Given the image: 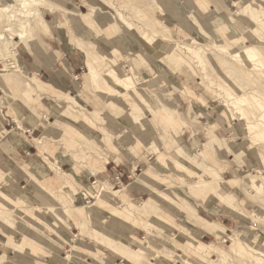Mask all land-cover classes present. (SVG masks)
I'll use <instances>...</instances> for the list:
<instances>
[{
    "label": "rangeland",
    "instance_id": "rangeland-1",
    "mask_svg": "<svg viewBox=\"0 0 264 264\" xmlns=\"http://www.w3.org/2000/svg\"><path fill=\"white\" fill-rule=\"evenodd\" d=\"M88 1L89 5L87 4L88 6L85 7L84 3ZM92 1L84 0L75 4L73 8H69V10L78 11L80 9L82 11V14L77 17L71 18V16L67 17L63 13L57 12L55 17L53 15L45 16L44 14V19L47 23L55 22L57 27L63 29H60L63 34V47L69 35V42L75 48L73 50L70 47L67 48L71 51L81 50V46H88L93 40L85 36L81 30L74 29L71 26L72 20L84 22L86 27L88 25L89 31L108 40L110 54L113 57L110 67L119 65L129 73L130 80L120 79V85H122V82L123 84L130 83L133 85L130 90L123 87L119 98L116 99L114 95L105 98L95 92L90 86L88 87V83H86L87 69L82 62L75 73L76 78L70 76L63 69L59 71V73L67 74L68 81L65 83L58 82L54 77L49 79L46 74H44V78L37 76L40 79L36 77L31 79L42 93L46 92L44 96H39V99L35 96L36 100L30 101V107L35 108L39 114L37 118L31 115L30 109L21 100L22 92H28L33 83L28 79H24L22 76L23 72L17 66L19 53L9 54L5 49L0 51V89L3 94L8 95L9 91L7 88H10L9 96L10 99L12 98L10 106H3L0 109V177L3 176L1 181L4 182L9 179L8 181L14 187L20 188V186L25 185L28 180L32 179L35 181V185L37 184L44 188L45 193H41L38 190H32L29 193L25 191V200L31 205L38 206H44L48 202V208L52 212L49 215L43 209L33 211L32 207L26 205L28 203L18 202L10 196H6L11 201L9 202L8 200V205H4L0 201V264H35L36 262V264H120V262L123 264H175L170 258V255L174 253H183L197 264H264V257L259 260L261 262L254 261L252 258H249V260L247 257H238L235 255L234 247H231L230 242H222L221 239L214 237L211 233V231H215L221 233L220 236L223 238L229 235L236 239L239 233L250 234L255 232L257 237L264 240V190L262 186L250 190L248 179L250 175L255 174L253 172L255 167L260 166L264 169V153L260 150V147L253 146L252 154H250L248 149L250 143L247 138L248 133L244 120L238 119L235 114L236 120L224 119L223 116L226 110L223 108L222 103L218 101L221 98L210 95V93L213 95L218 92V87L213 82L215 80H217L216 83L222 82L218 80L219 75L231 77L241 86L247 87L245 82L232 70V66L227 62L226 58L222 57L221 54L223 53L219 47L215 46L216 44L225 43H229L233 47L235 45L230 44L227 35L223 33L221 25L220 27L213 26L205 19L204 15L206 13L201 15L194 14L197 8L195 5L190 7L187 0H169L176 13V19L161 12L156 6L155 0H142L140 3L134 0L129 2V6L137 5L146 15L144 21L135 22L136 28L168 27L172 29L173 37L176 40L180 38L182 40L199 39L202 44L208 41L213 45L212 50L200 52L201 55L203 54L204 66L198 63L192 53L182 47L179 48V54L177 55L183 60L180 67L183 74L187 75L188 83L191 85L187 89L180 85V83H185L184 76L179 75L177 72L172 75L162 70L163 68L156 69L152 63L153 58L150 57L154 52L153 48L143 43L135 32L129 31L125 35L122 30L116 31L115 29L114 31L112 26H110L111 23L104 24L101 22L104 25H100L95 19L93 20L94 22H90L89 17L92 16L89 10L90 6L96 7ZM190 1L194 2L195 0ZM204 1L207 5V11H214L223 18L228 15L225 5H229L234 10L236 7L232 6V4H240L242 2V0H221L218 4L216 2L207 4V0ZM55 2L60 5L59 1ZM247 2L256 9L259 8L260 3L264 6V0H247ZM7 3H10V0H0V5ZM80 4H83V7H79ZM61 7L64 8L63 6ZM40 10L42 11V9ZM99 10L101 14H107L109 8L103 7L99 8ZM192 14L195 15L194 23L200 27L198 33L190 30L184 22L183 25L180 24L181 18L184 16L189 18ZM97 17L101 19L100 15ZM3 22L5 21L2 19L0 21V29L3 28ZM251 24L256 33L264 37L263 25L257 27L252 21ZM242 40L245 44H248L246 34ZM202 44L196 46L191 44V48H202ZM10 46L13 49L15 48V46ZM3 47L4 45L0 41V48ZM41 48L42 44L40 41L36 52H39ZM81 56L83 61L84 55L81 54ZM24 68L26 71H30L28 66H24ZM163 76H166L167 80L163 79ZM224 76H222V79ZM52 79L64 88L70 87L72 80H74V86L71 87V92L67 90V94L54 91L57 96H62L63 99L57 97V100H53L55 98L47 95L49 90L52 91V87L43 85L44 83L48 84L46 80L50 81ZM140 86L152 93L154 97L160 96L157 98L160 108L163 109L165 107L167 112L169 111L173 119H175L170 125L171 128L167 127L166 129V126L153 114V111L141 99L137 98L135 89ZM52 92L50 94H53ZM199 93L206 99L208 111L213 112L214 118L217 117L206 132V138L199 134V131L190 133L194 127L193 124L188 123L191 120L189 118L190 108L196 110L194 105H199L198 102L200 101L197 99ZM3 94L0 92V101L5 97ZM178 94H182L187 100L175 104L173 97H178ZM66 96L71 97L70 100ZM108 98L111 100L116 99L117 102H109L107 101ZM47 100L50 102L47 103ZM223 100L226 101L225 96H223ZM107 102L110 105H107ZM66 110L81 112L89 116L92 115L90 114L91 111L96 110L98 112L97 115L91 116L93 120L96 119V122H94V125L90 123L84 124L81 119L66 113ZM197 114L203 115L201 110ZM137 115L145 116L140 123H138L139 119L136 121L135 117ZM16 120L20 121V127L17 126L19 123ZM208 123L206 119H201L202 125L206 126ZM217 126L224 129H220L215 136L210 130ZM78 127L82 128L78 130ZM62 133H67V136L73 141L80 139L87 141V146H90V140H94L108 160L103 172L91 175L90 166L86 164L75 175V181L69 173L72 161L67 148L61 140ZM231 133L238 136V140L233 139V136L230 135ZM24 135H27L28 138H25ZM176 136H178V139H176ZM36 138L37 140L42 139V144L45 143L49 150L45 146L39 149ZM110 142L115 144L117 150L112 149L113 147L109 145ZM140 143L142 147L139 145ZM180 145L185 146L186 149L184 151L193 161L202 166V168L200 167L202 169L201 173H193L192 176H182L166 169L164 163L167 162L179 161L186 163L184 162L185 158L174 153V150ZM242 158L249 160L246 166H243ZM34 161L36 163H33ZM217 162L222 166L228 165V169L220 171L221 168ZM51 163L54 165H51ZM56 165L63 169L64 173L58 170L57 174ZM19 168L25 169L28 174L24 173L21 176ZM38 171L41 173H38ZM145 172L150 175V179L144 182L142 175ZM211 175H214L217 179V185H220V188L223 187V194L220 195L218 191L209 192L208 194L213 200H211L210 196L204 195V197H201V195H195V191H197L194 186L196 181L199 179L207 182L210 180ZM44 178H49L48 182L44 183ZM119 179L121 180L120 183ZM62 185H65V188ZM69 185L72 189L68 187ZM123 186H126L125 192L132 198L131 200L136 201L138 204H142L143 201L151 202L149 203L150 205L142 204L139 210L130 209L128 206L129 199L122 192L116 191ZM149 193L153 195V198L150 197ZM103 196L117 199L118 203L116 206L120 212L113 211L108 206V200ZM197 198L204 201L203 205L207 209L216 214L221 213L220 217L210 216L206 219L208 223H205L194 216L192 213L195 209L190 204L198 203ZM208 201L212 202L211 206L206 204ZM215 202L218 204H215ZM99 204L100 206L102 205L105 211L116 213L115 216H127L126 225L123 227L124 230L114 223L103 221V215L98 212ZM92 205L98 206L97 209H94L98 216L94 218L92 215L90 218L85 219L83 213ZM220 205L225 208L226 212L223 211L224 208L222 209ZM180 209L187 210V213L181 212ZM124 210H127V212L125 213ZM121 212L124 214H121ZM190 216L191 218H189ZM163 222L173 226L171 231L167 228L162 229ZM61 225L64 227L63 229L67 236L61 234ZM245 226L251 227L252 230L249 232ZM78 227L81 228L77 229ZM83 230H88L93 235H86L87 233ZM120 230L132 234L137 239L132 240L126 246L129 245L128 247L130 248L143 244L147 249L149 248L155 254H158L154 258L155 260H150L151 257H148V253L142 250L139 251L140 249L136 250V253L138 255L142 253L143 256L141 258L147 260L146 263L128 254L123 249L124 244H122L121 238L117 235V233H121ZM179 230L183 232L181 236ZM50 232H54L55 235ZM60 236L66 237L64 248L59 253L62 257L58 255L54 258L51 253L46 251L45 245L47 246V244L45 239L51 238L55 240L54 242H60L64 239V237ZM106 236L111 238L113 242L116 236V242L122 245L121 248L115 249V251L120 250L116 255L108 254L107 258L103 254L107 252L100 249L108 246V244L97 241V239L105 241ZM82 239L85 240L83 242L85 245L90 244L95 250L99 251L95 254L80 253L81 245L79 244ZM189 243H194V246L197 245L196 243L208 246V254H201V248H198L199 251H195L194 249L198 246L194 248L189 246ZM166 248L170 249V251ZM17 249L18 251H16ZM19 250H21L20 253ZM3 252L5 253L3 254ZM155 254L151 256L154 257ZM69 255H73L76 260L69 258ZM16 256H24V259L17 260ZM182 262L183 264H189L185 261Z\"/></svg>",
    "mask_w": 264,
    "mask_h": 264
},
{
    "label": "bare ground",
    "instance_id": "bare-ground-1",
    "mask_svg": "<svg viewBox=\"0 0 264 264\" xmlns=\"http://www.w3.org/2000/svg\"><path fill=\"white\" fill-rule=\"evenodd\" d=\"M187 1H188V5L190 7H192L193 5L196 6L197 9L194 11V14H200L201 15L203 13H206L204 15V17L208 22L213 24V26H219V27H220V25L222 26L223 33L225 35H227V37L230 41V44L235 45V47L229 45V43H225V44H221V45L216 44L215 46L219 47V49L223 53V54H221L222 57L226 58L227 62H229L230 65L232 66L231 67L232 70H234L237 73V75L240 77V79H242L247 86V87L241 86L239 83H237L231 77L229 78V77H226L224 75H221V76L219 75L218 80L219 81L221 80L222 82L216 83L217 80H215V82H213L214 84L217 85L218 92H216L213 95H212V93H210L208 91H205V92L210 93V95L213 97H218V98L220 97L221 98V99H218V101H220V103H222L223 108L226 110V113H224V116H223L224 119L236 120V118L234 116V114H235V115H237L238 119L244 120L245 128H246L247 133H248V137L247 136L246 137L248 138V141L250 143L248 145V149H249L250 154H252L251 150H252L253 146L260 147V150L264 153V37L257 34L255 29L251 27V25H252L251 21H252L254 24H256L257 27L263 25V28H264V6L262 5V3H260L259 8L256 9L255 7H252V5L247 2V0H242V2L240 4H237V3L232 4V6L236 7V9H234V10L232 8H230L229 5L228 6L225 5L227 7L225 9L227 10L228 15H227V17L223 18L214 11H207V5H206V2L204 0H195L194 2H191L190 0H187ZM44 2H45L44 0H12V1L10 0V3L0 5V21L2 19L5 21V22H3L4 23L3 28L0 29V41L2 42V45H4L3 48H0V51L5 49L7 51V53H9V54H18L20 52V50L23 49L26 46V44L32 40V38L35 36V33H36L38 21L42 20L40 18V14H39V10H40L39 7L44 5ZM93 2H94L93 4L96 5V7L90 6L89 10L92 13V16L89 17L90 22H94L93 20L95 19L98 21V24H100V25L111 23L110 26H112V29L114 31H115V29H116V31L122 30L123 31L122 33L125 35L129 31L135 32L137 37L143 43L147 44L150 48H153L154 52L150 57L153 58L152 63L156 67V69L158 70V69L163 68L162 70H164L167 73H170L172 75H174L177 72V73H179V75L184 76L185 77V83H180V85L181 86L183 85L185 88L189 89V86H191V85H189V83H188L187 75L183 74L182 69L180 67V64H181V62H183V60L181 59L180 56L177 55V54H179L178 50L180 47L186 49V51H188L189 53H192L195 56V58L197 59V61L200 65L204 66L205 62H204V59L202 56L203 54L201 55L200 52L203 50H209V49L213 48L212 47L213 45L211 43H209L208 41H205L202 44L199 39L182 40L181 38L180 39L178 38L179 40H176L173 37L174 35L172 34V31H171L172 29L168 28V27H162V28L158 27V28H149V29H144V28L138 29V28H136L135 22L136 21L137 22L144 21L146 19V15L141 9H139V7L137 5H134L133 7L128 5V3L132 2V0H94ZM155 4L158 7V9H160L161 12H164L165 14L169 15L171 18L176 19V13H175L174 8H173V6L169 0H155ZM103 7L109 8L107 14H101L100 13L99 8H103ZM224 13H226V12H224ZM98 15H100L101 19L99 17H97ZM192 18H193V20H192ZM163 20H164V18H163ZM181 20L182 21L180 22V24L183 25V22H184L186 24V26L190 28V30H193L194 32H197V33L199 32L200 27L196 23H194L195 15L192 14V16L189 18L184 16L183 18H181ZM67 21H68V19H67ZM72 22L73 23L71 24V26L74 29L81 30L85 36H88V38L93 39L88 44V46H81V51H82V53L84 55V59H85V67L87 69L86 83H88V87L90 86V88H92L95 92H98L99 95H102L105 98H107V96H113L114 95L116 97V99L119 98L121 90L123 87L125 89L130 90L133 86L130 83L123 84V82H122V85H120V79L130 80L128 71L124 70L119 65L117 67H110V64L113 62V57H111L112 54H110V49H109L110 46H109L108 40H106L104 37H102L100 35H95L93 32L89 31L88 25L86 27L84 22H82L80 20H74V21L72 20ZM101 22H103L104 24H102ZM153 24H155V23H153ZM245 34L248 37V44H245L242 40L243 36H245ZM189 43H191L192 45H195V46L198 44H202L203 47L202 48L198 47L197 49H193V48H191V44H189ZM9 45L15 46V48L13 49V48H11V46L9 47ZM216 47H215V49H216ZM228 75H230V74H228ZM222 76H224L223 79H222ZM134 77H135V75H134ZM163 79L167 80L166 76H163ZM50 82H52V80ZM48 84L44 83L43 85L50 86ZM159 86H161V85H159ZM129 90H127V91H129ZM135 90L137 92V98L141 99L150 108V110L153 111V114L158 117V119L160 120L161 123L164 124V126H166V129H167V127L171 128L170 125L175 119H173L172 114L169 111L167 112L165 107H163V109L160 108V104H159V101L157 99L160 96L157 94L158 97L157 98L154 97L152 95V93L148 92L145 88H143L141 86L136 87ZM24 92H26L24 94L27 95L29 99H31L29 94H27V91H24ZM223 96L226 97V101L223 100ZM207 97H208V95H207ZM66 98L68 100H70L71 97L66 96ZM116 99L111 100L110 98H108L107 101L117 102ZM197 99L201 102V104L208 105L206 99L202 96V94L199 93L197 96ZM107 105H110V103L107 102ZM137 108H138V106H137ZM66 113H68L70 116L81 119L84 124L90 123V124L94 125V122H96V119L93 117L95 119V120H93L91 118V116H94V114L97 115L98 112H96V110L91 111V113H90V114H92L91 116L86 115V114L81 113V112L80 113L74 112L71 110H66ZM142 113H144V112H142ZM135 114H137V113H135ZM144 117L145 116H138L137 115L135 118H136V121L139 119L138 123H140ZM73 132H74V130H73ZM230 135L233 136V139H237V137H238L234 133H231ZM185 149H186L185 146L180 145L178 148H176V150H174V153L178 154L180 157L185 158L184 162H186L187 164L183 163V162H179V161H172V162L164 163V166L166 167V169L168 171H173L176 174H179L182 176H184V175L185 176H192L193 173L194 174L201 173V170H202L201 165L199 163H197L196 161H193V159L190 158V156L186 153V151H184ZM94 150H96V149H94ZM254 150H255V148H254ZM33 163H36V162L34 161ZM241 172H244V171H241ZM253 172L255 174L250 175L248 177L249 189L250 190L257 189L260 186H262V188L264 190V169H262L260 166L255 167ZM64 176H65V174H64ZM142 176H143L144 182H145V180L150 179V175L147 172H145ZM2 177L3 176L0 177V201L4 205H8L7 203H8L9 199H7L6 196H10L13 200H16L18 202L28 203L25 200V198H26L25 191L27 193H29L32 190H38L41 193H45L44 188H42L40 185H37V184L35 185V183H34L35 181H33L32 179H30V180L27 179L28 181L25 185L20 186V188H16V187H14V185L10 181H8L9 179L8 180L6 179L4 182H2L1 181ZM216 180L217 179L214 177V175H211L210 180L207 182L205 180H199L198 179L197 180L198 182L196 181V184L194 185L195 188L197 189V191H195V195H197V196L201 195V197H204V195H205L208 197V196H210L208 193L212 192V191H214V192L218 191V193L220 195H222L223 194V189H222L223 187L220 188V185H217ZM62 186L65 188V185H62ZM68 187L72 189V187L70 185ZM99 190H100V188H99ZM97 193H99V192L97 191ZM149 194H150V197L153 198V195L151 193H149ZM170 195H171V193H170ZM103 197L108 200V202H109L108 206L110 208H112L113 211H115L117 213L120 212L116 206L118 203L117 199L108 198L107 196H103ZM210 198H211V200H213V198L211 196H210ZM9 202H11V201L9 200ZM149 203H151V202L143 201L142 204L144 205V204H149ZM48 204L49 203L47 202V204H44V206L31 205L29 203L26 205L32 207L31 209L33 211L43 209L44 212H47L50 215L52 212H51L50 208H48ZM142 204H138L134 200L128 201V206L130 209L139 210V208L142 206ZM209 204H210V202H209ZM97 207L98 206H95V205L90 206L88 208V210L83 213V216L85 217V219L90 218L92 215H93L92 217H94V218L97 217L98 214L94 210V209H97ZM98 212L103 215V219H104L103 221L108 222V223H114L119 228L124 229L123 227H124V225H126V222H125L126 218H127L126 215L115 216L116 213H113L112 211L111 212L105 211L104 208H102V205L100 206V204L98 207ZM124 212L126 213L127 210H124ZM121 214H124V213L121 212ZM48 216H47V218H49ZM79 223H81V222H79ZM245 227L248 228L249 232L252 230L251 227H249V226H245ZM165 228H167L168 230L171 231L173 226L169 225L166 222L165 223L163 222L162 223V229H165ZM181 233H183V232L180 231V236H181ZM211 233L213 234L214 237L221 239L222 242H227V241L230 242L231 247H234L235 255H237L238 257H247V259L252 258L254 261H257V262L259 260L263 259L262 257H264V240H261L259 237H257L255 232L250 233L251 235L247 234L245 232L239 233L238 238H236V239L229 236V235H226V234H225L226 235L225 238H223L220 236L221 233L215 232V231H211ZM114 239H115V237H114ZM123 240H124V238H123ZM97 241L99 243L106 242L109 246H112V244H113V241L108 236L105 237V241H101L99 239H97ZM196 244L197 245H195V246H198L196 248L194 246V243H189V246L194 247L195 251H199L198 248H201L200 253L203 255L208 254L207 253L209 250L208 246L201 245L198 243H196ZM128 246L124 245L123 249L128 254L135 256V257L138 256V254L136 253V250H138V249L142 250L143 249L142 244H139V245H136L135 247H130V248ZM113 248L115 249V247H113ZM147 250H148V252H151V254H154L153 250H150L149 248ZM16 251H18V249ZM20 251L21 250H19V253H20ZM60 257H62V256H60ZM69 258L76 260L73 255H69ZM170 258H172L171 260H173L175 262V264H183L182 261H185L189 264H197L194 260L188 258L183 253L182 254L174 253V254L170 255ZM235 258H237V257H235ZM242 262H244V261H242ZM259 262H261V261H259ZM32 263H33V261H32Z\"/></svg>",
    "mask_w": 264,
    "mask_h": 264
},
{
    "label": "crops",
    "instance_id": "crops-1",
    "mask_svg": "<svg viewBox=\"0 0 264 264\" xmlns=\"http://www.w3.org/2000/svg\"><path fill=\"white\" fill-rule=\"evenodd\" d=\"M55 1H59V4L61 6H63L64 8H62L60 5H58ZM83 1L84 0H45V4L42 5L43 7L42 6H40L41 8L39 7V9H42V11L39 10L40 18L42 20L38 21V25H37L35 36L32 38L31 41H29L26 44V46L23 49L20 50L19 57L17 59V66L23 72L22 76L24 77L25 80L28 79V80L31 81V83H33L32 80H31V79H33V77H36L37 79H40L37 76H39V77L42 76L44 78V74H46V76H49V79L54 77L58 82L65 83V82L68 81V76H67V74H64L62 72L59 73V71H61L62 69L66 73H68L70 76H73V78H76L75 73H76L78 67L81 66L82 62L85 64V59H83V61H82V58H81L82 57L81 54H83V53H82L81 50L71 51V50H73L75 48H73L71 46L70 42H69L70 41L69 40L70 39L69 35L66 38V43L64 44V47H66V48H64L62 46L63 34L60 31V29H62V28L57 27L55 22L54 23H50V22L47 23L46 20L44 19V14H45V16L53 15L55 17L57 12H61L64 15H66L67 17H70V16H71V18L72 17H77L80 14H82V11L80 9L78 11L73 10V9L69 10V8H73L75 4H77L78 2L81 3ZM93 1H92V3H93ZM134 1L140 3V1H142V0H134ZM214 2H216L218 4V3L221 2V0H207V4H209V3L214 4ZM84 4H85V7L88 6L89 5V1L84 3ZM79 7H83V4H80ZM55 9L56 10L58 9V10L56 11ZM39 40L41 41L42 48H41V50L39 52H36L37 45L40 42ZM69 47H70L71 50L67 49ZM20 58H21V60H20ZM23 65L25 67L28 66L30 71H26V69L24 68ZM50 81L46 80V82L49 83V85L52 87V91L53 92L51 90H49V92H47V95L55 98L53 100H57V97H61L63 99L62 96H57V94H55L56 91L67 94L68 91L71 92V87L74 86V83H73L74 80H72L71 86L70 87H66V88L61 87L60 85H58L57 82L54 79H52V82H50ZM7 89L9 91L8 95L3 94V92L0 89V92L3 94V96H5L0 101V109L3 106H10L11 105L12 98L10 99V96H9L11 89L10 88H7ZM28 92H29V96H30L31 99H29L28 96L25 95L23 92L21 94L22 98L21 97L20 98H21L22 102L30 109L31 115H33V116L38 118L39 114L36 112L35 108H33L32 106L30 107V101H32L33 99L36 100L35 96L37 97V99H39V96H44V93H46V92L42 93V91H40L35 86L34 83L31 85V88H30V90ZM28 92H27V94H28ZM51 92L53 94H50ZM186 100L187 99L182 94H180V95L178 94V97H176V98L173 97V101H175V104L178 103V102L179 103L180 102H185ZM64 101L67 102L66 100H64ZM48 102H50V101L47 100V103ZM198 104L199 105H194V106H196L195 107L196 110L195 109L192 110V108H190V114H189L190 116H189V118L191 120L188 121V123L193 124L194 129H191V131L190 130L189 131H190V133H192L193 131H197V132L199 131V134L203 135L206 138V132L209 130L210 125L215 122L217 117L216 118L213 117L215 115L213 114V112L208 111V106L207 105H203L200 102H198ZM176 106H178V105H176ZM199 110H201L203 115L197 114ZM36 114H38V115L36 116ZM207 115H209V116H207ZM203 118L206 119V121L209 122L206 126L201 124V119H203ZM212 120H214V121H212ZM17 121L18 120H16V122ZM18 123H19V125L17 124V126L20 127V121H18ZM81 128L82 127H78L77 129L79 130ZM220 129H224V128H222L220 126H217L215 128H212L210 131L212 132L213 135L216 136V133H218ZM25 131H27V130H25ZM24 136H25V138H28L27 135H24ZM61 137H62L61 140L63 141V145L67 148V152L70 154L69 157H70V160L72 161V164L70 166V169H69L70 172L69 173L71 174V176L73 177L74 180H75V175H77L80 172V168L81 167H85L86 164L90 166L89 167V171H90L91 175H96L97 173L103 172V170L105 168V164L108 163V160H107L106 155L104 153H102L100 151V148L95 144L94 140H90V146L89 145L87 146V144H86L87 141H84L82 139L77 140V141H73L72 139H70L67 136V133H62ZM177 137L178 136H176V139H178ZM38 140H37L36 143L39 144L38 145L39 149L45 146L46 149L49 150V148L45 145V143L42 144V139L39 140V141ZM109 145L111 147H113L112 149L117 150L116 146H115V144L113 142L112 143L110 142ZM139 145L142 147L141 143ZM94 149H96V150H94ZM241 160H242L243 166H246L247 163H249V160H247V158H242ZM101 161H103V162H101ZM218 164L220 165V168H221L220 171H222V169L224 171H226V169H228V165L226 166L225 164H223L225 166H222L220 163H218ZM51 165H54V164L51 163ZM56 169H57V171H56L57 174H58V169H59L60 172L62 171L64 173V170L61 169L57 165H56ZM19 171H20L21 176L24 173L28 174L25 171V169L19 168ZM38 173H41V172L38 171ZM43 180H44V183H46V182H48L49 178H47V179L44 178ZM120 182H121V180L119 179V183ZM103 183H106V182H103ZM125 189H126V186H123L121 189H117L116 191L117 192H122L123 195L127 199L131 200L132 198H130L127 195V193L125 192ZM197 200L199 201L198 203L195 202L194 204H190L195 209V211H193V213H192L194 216L198 217L200 220H203V222H205V223H208V221L206 219L209 218L210 216H212V217L215 216V218L220 217L221 213L220 214H216L215 212H212L211 210L207 209L205 207V205H203L204 201L202 199L197 198ZM209 202L212 205L211 201L206 202V204L210 205ZM215 204H218V203L215 202ZM212 207L215 208L214 206H212ZM221 207H222V209L224 208L223 206H221ZM180 211L181 212L183 211V212L187 213V210H184V209H180ZM223 211L226 212L225 208L223 209ZM186 217H188V216H186ZM189 218H191V216ZM63 228L64 227L61 225L60 226V229L62 231L61 234H63V235L65 234V236H67ZM79 228H81V227H78L77 229H79ZM84 232L87 233L86 235H93V233L90 232V231L88 232V230H84ZM120 232L123 233V234L117 233V235H119V238H121L120 240H122V242H123L122 244L127 245V244H130L129 242H132V240H136L132 236V234H130V233L126 232V231L125 232L121 231V230H120ZM50 233H54V232H50ZM54 235H55V233H54ZM60 237H64V236H60ZM65 238L66 237H64V239L61 240L60 242H54L55 240H53L51 238H49L47 240L45 239V243L47 244V246L45 245L46 251L48 253H51V255L54 256V257L58 256L59 253L61 252L62 248H64V242H65L64 240H65ZM123 238H124V240H123ZM83 239L80 241V244H79V245H81L80 246V248H81L80 253H88V254L92 253V254H95L97 251H99V250H95V248L92 247L90 244H86L85 245V243H83L85 240H83ZM1 240H3V239H1ZM13 241H15V240H13ZM121 246L122 245L119 242H116V236H115V240H114L112 246L108 245V246H105L103 249H100V250H105L107 252V253H103V254H105V256L107 258L108 254H110L112 256H113V254L116 255L118 253V251H120V250H116L115 251V249H119V248H121ZM98 247L102 248L100 246H98ZM113 247H115V249ZM166 249L168 251H170V249H168V248H166ZM139 251H141V250H139ZM142 251H146V253H148V257H151L150 260H155L154 258L156 256H158V254H155V253H154L155 254L154 257L151 256V255H154V254H151V252H148V250H147L145 245H143ZM5 252H3V254ZM141 256H143L142 253H140L136 258H139L140 260H143L141 258ZM23 257L24 256H16V259L17 260L24 259ZM117 259H119V258H117ZM119 260L123 261L122 259H119ZM143 261L146 263L147 260H143ZM4 264H7V263H4ZM120 264H123V263L120 262ZM129 264H131V263H129Z\"/></svg>",
    "mask_w": 264,
    "mask_h": 264
}]
</instances>
